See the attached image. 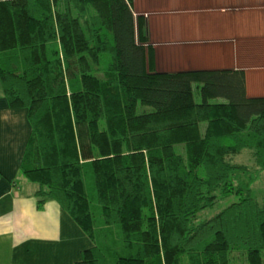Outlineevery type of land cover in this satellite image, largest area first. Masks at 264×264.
I'll use <instances>...</instances> for the list:
<instances>
[{
  "label": "trees",
  "instance_id": "obj_1",
  "mask_svg": "<svg viewBox=\"0 0 264 264\" xmlns=\"http://www.w3.org/2000/svg\"><path fill=\"white\" fill-rule=\"evenodd\" d=\"M148 40L132 0H0V77L29 109L39 206L59 200L92 238L77 264H264V95L243 68L158 70Z\"/></svg>",
  "mask_w": 264,
  "mask_h": 264
},
{
  "label": "crops",
  "instance_id": "obj_2",
  "mask_svg": "<svg viewBox=\"0 0 264 264\" xmlns=\"http://www.w3.org/2000/svg\"><path fill=\"white\" fill-rule=\"evenodd\" d=\"M158 70L243 68L264 95V0H132ZM29 109L10 106L0 77V264H77L92 238L57 199L39 206L23 175ZM25 178H23V177Z\"/></svg>",
  "mask_w": 264,
  "mask_h": 264
},
{
  "label": "rangeland",
  "instance_id": "obj_3",
  "mask_svg": "<svg viewBox=\"0 0 264 264\" xmlns=\"http://www.w3.org/2000/svg\"><path fill=\"white\" fill-rule=\"evenodd\" d=\"M197 85H198V83H195V87ZM196 97L198 100H202V96L199 92L196 93ZM221 99H224V98H221ZM153 109H154V106L148 105V104H143L142 102H140L138 105V111L139 112H143L144 110H153ZM237 159L243 160L245 162H249L250 164H254V159L250 153H244V154L240 155ZM93 174H95L94 170L92 168L88 167L87 172H86L88 191L91 195V198L94 202L96 209L98 211H100L102 203H101V200L98 198L97 182H96ZM25 177H23V178H25ZM254 194L256 196H258L261 200H264V170H261L259 178L254 183ZM234 200H238V196L236 194L230 195L227 198L219 200V202L215 206L205 209L201 213V218L212 216L219 209L223 208L225 205L229 204L230 202H232Z\"/></svg>",
  "mask_w": 264,
  "mask_h": 264
}]
</instances>
